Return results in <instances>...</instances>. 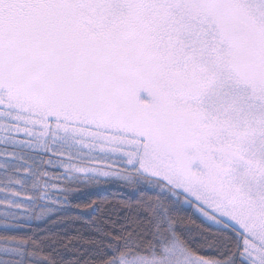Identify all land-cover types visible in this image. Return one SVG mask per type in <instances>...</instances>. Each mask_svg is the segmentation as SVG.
<instances>
[{"label": "snow or ice", "instance_id": "snow-or-ice-1", "mask_svg": "<svg viewBox=\"0 0 264 264\" xmlns=\"http://www.w3.org/2000/svg\"><path fill=\"white\" fill-rule=\"evenodd\" d=\"M0 264H264V0H0Z\"/></svg>", "mask_w": 264, "mask_h": 264}, {"label": "rangeland", "instance_id": "rangeland-1", "mask_svg": "<svg viewBox=\"0 0 264 264\" xmlns=\"http://www.w3.org/2000/svg\"><path fill=\"white\" fill-rule=\"evenodd\" d=\"M141 98H142V99H147L146 94H145V93H141Z\"/></svg>", "mask_w": 264, "mask_h": 264}]
</instances>
